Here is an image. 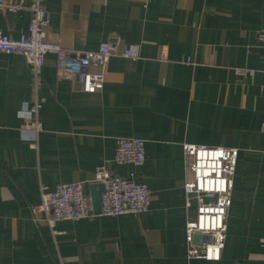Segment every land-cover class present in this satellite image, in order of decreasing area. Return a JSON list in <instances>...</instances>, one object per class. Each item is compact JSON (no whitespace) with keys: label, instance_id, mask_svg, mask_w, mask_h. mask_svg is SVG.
Returning <instances> with one entry per match:
<instances>
[{"label":"crops","instance_id":"obj_1","mask_svg":"<svg viewBox=\"0 0 264 264\" xmlns=\"http://www.w3.org/2000/svg\"><path fill=\"white\" fill-rule=\"evenodd\" d=\"M17 3L20 0H9ZM46 38L68 52L101 43L135 45L112 55L103 87L85 93L58 76L46 54L36 84L25 58L0 52V264H264V0H44ZM31 12L0 11L19 38ZM252 70V75L235 69ZM36 98L42 131L21 110ZM122 137L144 140L141 166L114 162ZM184 144L237 148L232 201L219 261L188 258L185 224L195 217ZM144 182L148 209L58 221L32 218L40 187L81 182L96 168Z\"/></svg>","mask_w":264,"mask_h":264},{"label":"built area","instance_id":"obj_2","mask_svg":"<svg viewBox=\"0 0 264 264\" xmlns=\"http://www.w3.org/2000/svg\"><path fill=\"white\" fill-rule=\"evenodd\" d=\"M43 2L20 0L14 3L0 0V11L7 9L16 12L27 8L31 12L27 33L19 38H12L0 29V52L23 56L35 84L48 53L56 58L57 75L75 77L85 93H94L103 87L104 72L112 55L131 60L139 57L135 45L119 50L116 45L101 43L95 50L68 52L59 43L47 40L45 28L49 19ZM258 39L264 44V31L258 33ZM235 73L252 75L253 71L237 68ZM43 102V98H36L20 112L26 120V128L34 137L42 131L39 110ZM261 129L264 131V114ZM182 149L184 155L190 158L191 178L183 185L187 196L186 205L190 206L192 196L196 203L195 217L185 224L187 257L216 262L220 260L225 244L226 215L232 201L238 149L193 144H184ZM144 159V140L139 137H122L117 140L114 162L141 166ZM94 180L104 186L98 214H94L90 194L84 191L82 183L67 181L56 184L52 189L40 187V202L31 207L33 220L39 222L45 216L47 225L53 228L56 222L62 220L75 221L93 214L117 216L142 213L148 209L150 191L146 183L136 182L133 178L114 177L104 165L96 168ZM196 235L203 237L199 243L194 240Z\"/></svg>","mask_w":264,"mask_h":264},{"label":"water","instance_id":"obj_3","mask_svg":"<svg viewBox=\"0 0 264 264\" xmlns=\"http://www.w3.org/2000/svg\"><path fill=\"white\" fill-rule=\"evenodd\" d=\"M103 184L102 183H94L92 186H90V197H91V205L92 210L94 214H98L100 212V201H101V193L103 190ZM203 237L196 235L195 236V242L199 243ZM208 240V237H205Z\"/></svg>","mask_w":264,"mask_h":264}]
</instances>
